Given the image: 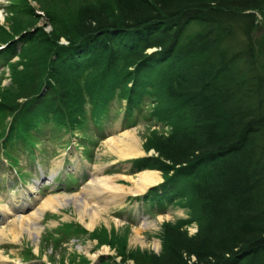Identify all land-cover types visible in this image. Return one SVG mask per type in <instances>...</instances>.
<instances>
[{
    "label": "trees",
    "instance_id": "trees-1",
    "mask_svg": "<svg viewBox=\"0 0 264 264\" xmlns=\"http://www.w3.org/2000/svg\"><path fill=\"white\" fill-rule=\"evenodd\" d=\"M22 2L24 13H35L26 0ZM84 9L90 11L83 12L81 20L76 18L77 27L72 28L75 40L70 41L76 50L71 59L80 57L84 64L90 57H101L94 52L98 43H104V35L95 38L93 31L87 30L131 24L139 29H125L132 40L146 36L147 41H153L160 31L152 29L151 22L166 23L164 35L155 42L164 49L171 45L168 58L147 63L150 72L137 69L142 79L146 74L155 75L153 84L165 81L170 90L166 101L175 129L153 138L151 148L172 165L201 159L209 162L184 194L193 219L198 223L196 212L201 216L198 230L189 236L185 230L164 224L168 250L162 261L164 254L152 257L155 261L148 264H177L178 260L187 264L192 256L198 263H218L232 259V253H237L234 249L247 245L238 249L243 256L235 264H264V79L254 60L251 31L262 14L264 0H115L110 8L101 5L95 10L88 5ZM112 9L116 13L110 18L107 10ZM173 19L184 24L183 31L174 29ZM54 22L60 23L63 31L51 35L53 42L47 46H56L57 38L68 34L67 25L56 17ZM20 31L28 36L34 32L29 28ZM231 34L247 39L246 51L235 47ZM36 37L31 39L36 41ZM223 37L226 43L221 42ZM142 49L134 53L133 61L132 55L120 61L137 66L143 60ZM106 51L115 57L125 52L113 45ZM166 63L169 75L163 69ZM25 83L24 77H17L10 87L14 98ZM5 100L1 97L0 109Z\"/></svg>",
    "mask_w": 264,
    "mask_h": 264
},
{
    "label": "rangeland",
    "instance_id": "rangeland-1",
    "mask_svg": "<svg viewBox=\"0 0 264 264\" xmlns=\"http://www.w3.org/2000/svg\"><path fill=\"white\" fill-rule=\"evenodd\" d=\"M22 1L23 0H0V14L1 18L4 17V20L3 18L0 19V41H4L21 29L30 27L36 28L34 32L30 33V36H24L25 43L18 49L12 62L0 73V99L1 97L6 99L2 104L0 113L5 112V114L9 116L28 122L31 118H42L41 113L45 110H49V113L57 117L66 114L70 118L78 114V85L75 80L80 84L82 92H87L95 96V85H99L103 88L111 83L109 80L113 78L111 76L113 70H108L105 74L102 68L96 64L87 67L84 65V62L79 63L78 58L76 60L71 59V57L76 54V50L73 49L69 43L75 40L72 28L77 27L75 26L76 21H78L76 18L80 17L81 20L83 16L82 13L90 11L84 9L88 5L95 6V10H99L101 5L110 8L115 0H28L33 4L36 10H38V14H32V12L24 13L19 6ZM214 8L219 9L217 6ZM107 11L105 12L108 13L110 18L114 17L116 10L112 9ZM42 12H44V14ZM258 13L260 14V12ZM258 16L260 18V29L257 24L251 29L252 32H255V41H253L252 47L254 60L257 61V68L259 67L261 72L260 77L264 79V9L262 14ZM55 17L61 20L62 25H67L68 28L65 31L68 34L61 35L57 38L56 41H59L62 45L47 46V43L51 44L53 42L52 37L55 34L63 31L60 23L54 22ZM106 27L112 30L111 33L114 31L119 32L121 31L120 29H123L121 25H107ZM86 32H92L91 34L93 37L105 34L103 28L90 29ZM36 34H38V38ZM51 35L52 37H50ZM31 37H36V41L31 39ZM46 37H49V39ZM220 40L223 42L224 37ZM230 40H234L236 48L243 47L245 51L248 48L247 39L239 35L233 34L232 36L231 34ZM224 43H226V41H224ZM224 43H221V45L224 46ZM230 45H232L231 41H229V46ZM229 46L226 45L227 48H229ZM77 63L80 64V67H77ZM18 76L24 77L26 83L20 89V94L14 98L12 96L14 89L10 87L14 86V82ZM44 85H46V90L43 95L39 96ZM152 89L159 97H163L170 92L166 84L157 85ZM120 104L121 103H119V105ZM117 121L119 120L111 122L104 129V131L108 133V136L115 134L119 136L123 133L124 130H120L118 133L114 132V125ZM178 124L180 126L181 122L179 121ZM148 131L147 129L142 130L141 128H135L131 132L128 131L135 135L138 143L141 145V152H143V154H140V157H135V159L139 161L136 162L133 167L137 169L139 167L138 163H143L144 166L148 168L157 169L161 177H164V172L160 169L164 161L156 155L154 152L155 150L150 148V143H152V145L154 143L153 138L164 134L150 133L151 138L148 140L145 139L146 137L144 135ZM170 131L171 128L168 129V133ZM96 153L98 154V158H104L107 161L111 158L113 161L114 159H123L120 158L115 151L111 150L106 142L97 148ZM128 173L129 171L124 172L126 175H128ZM123 178L126 180L123 184L124 186L131 185V181L127 177ZM87 179H89V177ZM124 189H127V187H124ZM181 200L182 198H180L179 203H181ZM68 203L67 201L65 202L66 205ZM116 203L119 205V209L125 211L126 216L134 218V214L130 210L127 202L123 204L124 200L121 199ZM197 204L196 202L195 205ZM75 210H77V220L84 224L78 218L77 204H75V206L72 205L71 212L74 213ZM106 210L107 208H105V211ZM102 212L96 225L92 229H89L84 224V228L88 231V235L85 236L84 239H81L82 242L77 251L79 258H84L86 256L87 259L91 261L92 255V260H94L99 258L101 254L104 255V260L108 264H146L155 261L151 259L152 257L156 256V258H161L163 254L160 261L164 259L169 247L167 236L163 233L162 227V220H164L165 217L151 219V221L135 226H121L111 224L107 218L105 220V216H102ZM186 213V207L182 205L181 208L172 210V215L169 218L172 222L176 223L182 217H185ZM196 218L199 225L201 216L198 212H196ZM85 221L87 222L88 218L85 219ZM139 226H142V229L138 228ZM197 230L198 228L196 229V225L189 227L190 232L188 235L191 236L195 234ZM15 234L18 236L21 235L17 231ZM7 235H9V233ZM36 235L30 236V239L34 241ZM178 239L179 238L176 240L178 241ZM194 260L195 258L192 257L189 259V262L193 263ZM67 262L69 261L67 260ZM177 264H180L179 260Z\"/></svg>",
    "mask_w": 264,
    "mask_h": 264
},
{
    "label": "bare ground",
    "instance_id": "bare-ground-1",
    "mask_svg": "<svg viewBox=\"0 0 264 264\" xmlns=\"http://www.w3.org/2000/svg\"><path fill=\"white\" fill-rule=\"evenodd\" d=\"M2 18L0 14V19ZM105 142L111 150L115 151L120 158L123 159L136 157L141 153L143 154V152H141V145L138 143L137 138L133 133H129L128 131H123V133L119 136L116 134L108 136ZM122 177H127L131 181V185L124 186L123 184L117 183L116 178ZM160 177L161 176L158 171L150 169L140 172L137 174V177L123 174L101 175L92 178L89 177L88 181L82 186L79 192L75 194H68L63 197L51 196L50 199L43 201L42 205L38 208V211H34L30 215L20 217L15 223L17 230L20 229L21 233L27 232L28 234H31L33 232V234H38L37 227L34 225V220L39 217V210L46 206H52L54 203L60 204L62 199L66 201L74 200L78 206V218L89 229H92L96 225L101 212L105 211L106 208L97 206L94 202L95 198L121 200L124 198V192L128 191L127 193L132 194L142 192L146 186L160 180ZM124 187H127V189H124ZM87 218L88 221L86 222L85 219ZM9 232H12V230L9 229ZM7 234L8 233L2 232V235Z\"/></svg>",
    "mask_w": 264,
    "mask_h": 264
}]
</instances>
